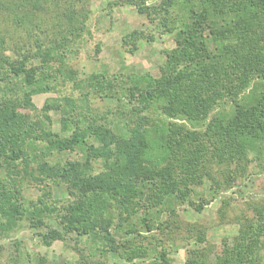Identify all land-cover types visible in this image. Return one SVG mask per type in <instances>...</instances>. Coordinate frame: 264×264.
I'll use <instances>...</instances> for the list:
<instances>
[{
  "label": "trees",
  "instance_id": "16d2710c",
  "mask_svg": "<svg viewBox=\"0 0 264 264\" xmlns=\"http://www.w3.org/2000/svg\"><path fill=\"white\" fill-rule=\"evenodd\" d=\"M90 1L0 0V159L12 176L0 179V238L24 223L47 246L65 238L83 242L85 264H106L98 257L108 254L132 262L149 254L138 243L142 228L170 227L153 215L173 214L207 183L209 189L232 184L261 158L264 0H116L136 7L156 33L173 37L159 76L91 73L78 84L81 105L92 110L94 97L112 107L89 121L73 119L78 99L65 96L60 129L45 123L38 129L22 108L33 109L32 96L59 80H76L67 62L90 32ZM129 36L134 48L157 39L141 30ZM75 150L82 158L51 161L55 152ZM93 161L101 162L95 173ZM35 171L41 183L87 198L62 206L43 196L25 201L18 180ZM242 220L233 248L216 264H264V208L258 218ZM187 232L197 243L206 240L202 227ZM209 254L190 249L186 262L209 264ZM168 263L163 250L151 264Z\"/></svg>",
  "mask_w": 264,
  "mask_h": 264
},
{
  "label": "rangeland",
  "instance_id": "374dc122",
  "mask_svg": "<svg viewBox=\"0 0 264 264\" xmlns=\"http://www.w3.org/2000/svg\"><path fill=\"white\" fill-rule=\"evenodd\" d=\"M116 0H91L89 7L91 17L88 21L89 33L75 46L74 52L69 55L68 64L77 72L75 81L64 82L62 79L54 83V88L48 92L36 93L32 96L34 108H22L29 119L45 127L60 129V120L66 107L63 98L69 96L78 99L76 110L72 118L82 117L85 120L94 113L105 114L109 104L100 98H90L89 107L81 105L80 92L83 90V80L95 72L128 74L131 72H149L159 76L160 69L166 60V51L173 48L175 41L170 35L156 33L147 17L137 8L128 4L115 5ZM118 1V0H117ZM160 0H150L158 3ZM133 30L144 31L145 34L154 32L157 39L154 41L140 40L134 48L130 41ZM85 87L87 84H85ZM86 89V88H85ZM87 90V89H86ZM55 101L60 107L55 106ZM112 107V106H110ZM68 108V107H67ZM97 109L99 111H97ZM80 113V115H79ZM48 115L51 119H47ZM255 155L253 154L252 157ZM82 158V152L64 151L55 152L52 162H65L70 159ZM4 159H0V179L10 181ZM92 172L101 168V162H92ZM9 176V178H7ZM41 175L34 172L26 178H19L18 185L22 190L23 199L27 202L40 197H46L50 202L64 205L71 201L86 199L87 196L70 191L65 185H55L52 181L40 182ZM221 178V182H223ZM232 184L198 187L197 194L184 203L176 204L174 213L164 211L156 219L171 222L164 233L160 229L148 231L142 228V238L138 243L148 247V256L136 258L129 262L118 254H108L106 264H151L159 258L161 251L165 250L168 264H188L186 262L190 249H206L210 254L209 264H216L217 258L227 249L233 248L240 232L244 216L256 219L259 209L264 208V150L261 158L255 159L248 169V173ZM203 199L207 200L204 201ZM116 217L115 223H118ZM202 227L206 240L202 243L195 241V233L187 232L188 229ZM38 230L21 224L11 230L8 236L0 238V264H63L64 262L82 261L88 249L84 243L75 238H65L45 245L37 234ZM117 232V231H116ZM154 248L156 251H153ZM264 254V249L262 250ZM158 261V260H157Z\"/></svg>",
  "mask_w": 264,
  "mask_h": 264
}]
</instances>
